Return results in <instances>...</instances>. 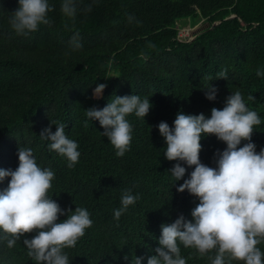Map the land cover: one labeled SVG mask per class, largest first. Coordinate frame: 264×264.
Returning a JSON list of instances; mask_svg holds the SVG:
<instances>
[{
	"label": "trees",
	"instance_id": "1",
	"mask_svg": "<svg viewBox=\"0 0 264 264\" xmlns=\"http://www.w3.org/2000/svg\"><path fill=\"white\" fill-rule=\"evenodd\" d=\"M49 4L50 23L25 36L9 23L18 0H0V169L15 170L19 147L31 148L38 166L55 173L49 196L65 213L77 206L89 211L92 226L74 248L64 249L69 264H132L135 255L147 264L160 247L161 225L181 214L191 220L199 203L187 190L177 191L184 180L176 182L168 171L177 161L163 155L161 121L174 126L180 111L210 117L212 108L222 110L239 90L260 116L252 142L257 152L264 148V76L256 75L264 70V0H76L72 19L61 13L62 0ZM183 17L216 24L187 40L177 24ZM225 68L227 80L215 79ZM210 83L218 89L215 101L205 95ZM98 84L107 85L99 99L93 97ZM133 94L153 107L145 118L127 117L133 127L130 150L118 157L98 120L84 126L85 109H103L113 96ZM51 120L64 123L66 135L78 144L81 155L72 168L40 136L49 126L56 131ZM201 144V162L216 167L215 153L227 145L215 135L202 137ZM10 179L0 182V192ZM128 189L139 199L117 221L114 210ZM65 219L61 215L57 222ZM36 234L8 248L0 229V264H36L23 244ZM258 247L264 251V243ZM181 254L187 264H210L208 255L200 257L194 249L181 246Z\"/></svg>",
	"mask_w": 264,
	"mask_h": 264
},
{
	"label": "clouds",
	"instance_id": "2",
	"mask_svg": "<svg viewBox=\"0 0 264 264\" xmlns=\"http://www.w3.org/2000/svg\"><path fill=\"white\" fill-rule=\"evenodd\" d=\"M18 3L9 20L18 35L26 36L37 31L41 24L50 23L48 13L54 7L49 0H18ZM61 13L74 18L76 0H62ZM75 47L81 45L76 42ZM227 72L226 68L222 69L215 79L227 80ZM256 75L264 76V70L257 69ZM208 79L212 81L211 77ZM106 87L98 84L93 97L101 98ZM204 91L208 100H216L218 89L211 83ZM248 100L255 97L249 95ZM152 107L148 98L142 99L136 94L113 96L103 109H85L84 126H88V120H98L104 129L102 135L108 138L116 155L123 157L132 141L133 127L127 117L135 114L145 118ZM51 124L56 125V131L49 126L41 132V138L50 141L49 149L65 158L69 168L74 167L81 155L78 144L66 135L64 123L51 120ZM260 124V116L246 106L239 90L226 98L222 110L212 108L210 117L180 111L174 126L164 121L158 124L167 145L163 155L169 161H177L168 171L176 182L184 180L177 191L187 190L199 203L191 211V220L181 214L173 223L161 225L160 247L147 258V264H187L181 246L194 249L200 257L208 255L210 264H232L233 261L264 264V251L258 247L264 243V148L257 152L252 142L254 127ZM210 135L227 145L215 153L216 167L200 160L202 137ZM242 141L248 143L240 147ZM18 158L19 166L15 170L0 169V182L11 178L8 187L0 192V229L7 234V247H14L22 236L35 231L37 234L31 239L25 238L23 244L36 264H69L64 249L74 248L85 230L92 226L90 213L78 206L75 211L68 209L65 213L53 196H49L55 173L38 166L31 148L20 146ZM188 168L193 171L184 179ZM138 199L130 189L123 191L121 207L114 210V219L118 221ZM61 215H67V219L57 222ZM213 251L215 255H209ZM143 260L144 257L135 255L132 264H142Z\"/></svg>",
	"mask_w": 264,
	"mask_h": 264
},
{
	"label": "rangeland",
	"instance_id": "3",
	"mask_svg": "<svg viewBox=\"0 0 264 264\" xmlns=\"http://www.w3.org/2000/svg\"><path fill=\"white\" fill-rule=\"evenodd\" d=\"M207 22L204 19L198 17H183L177 20V24L180 27L179 34L181 37L187 39L191 38L198 30L207 26Z\"/></svg>",
	"mask_w": 264,
	"mask_h": 264
},
{
	"label": "water",
	"instance_id": "4",
	"mask_svg": "<svg viewBox=\"0 0 264 264\" xmlns=\"http://www.w3.org/2000/svg\"><path fill=\"white\" fill-rule=\"evenodd\" d=\"M232 16H235V15H231V16H229L228 18H230V17H232ZM214 24H216V22L215 23H213V25ZM211 24H210V22H207V26L206 27H204V28H202V29H200V30H198L191 38H189V39H187V40H192V39H194L199 33H201L203 30H205V29H207V28H211V27H213V25L212 26H210Z\"/></svg>",
	"mask_w": 264,
	"mask_h": 264
}]
</instances>
